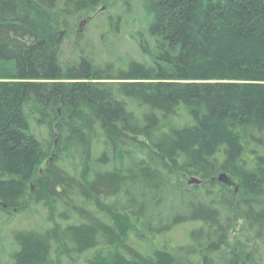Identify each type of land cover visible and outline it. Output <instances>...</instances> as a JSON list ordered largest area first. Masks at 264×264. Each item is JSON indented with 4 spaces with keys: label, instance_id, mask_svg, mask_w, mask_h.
Instances as JSON below:
<instances>
[{
    "label": "trees",
    "instance_id": "16d2710c",
    "mask_svg": "<svg viewBox=\"0 0 264 264\" xmlns=\"http://www.w3.org/2000/svg\"><path fill=\"white\" fill-rule=\"evenodd\" d=\"M109 1L0 0V212L31 222L3 255L264 264V0H143L148 59L65 58Z\"/></svg>",
    "mask_w": 264,
    "mask_h": 264
},
{
    "label": "rangeland",
    "instance_id": "374dc122",
    "mask_svg": "<svg viewBox=\"0 0 264 264\" xmlns=\"http://www.w3.org/2000/svg\"><path fill=\"white\" fill-rule=\"evenodd\" d=\"M81 16L82 17L76 20V24L73 28L74 31L79 30L81 35L71 33L66 38L63 45V56L65 58L76 56V49L82 46H84L86 50H94L96 55L108 57V53H110L107 47L108 44L112 47L114 46L113 51L111 50L112 52H116L115 54L117 56H121L124 59L130 57L148 59V55L141 52L139 36L141 34H148L147 28L153 14L147 11L143 4V0H110L107 3L99 5L96 11ZM106 16H112L114 20H118L117 16L122 17L119 22L120 26L116 27L119 35L113 36L114 31L107 32L105 46L103 44L104 41H102L103 37L101 38V33H104L108 29ZM103 24L105 25L103 26ZM114 41L115 43H113ZM230 180L231 179L228 177L227 181ZM32 186H35L34 182ZM8 220L9 218H6V215L0 212V256L3 258L4 262L11 264L9 256L3 255L5 251L4 248L13 242L14 228L30 227L31 222L27 218L23 219V217H21V219L16 217V219L7 222ZM187 231H189L188 226L181 231L178 229L177 237H185V235L188 234ZM237 231L238 226L231 230V236H234ZM80 264L84 263L80 262Z\"/></svg>",
    "mask_w": 264,
    "mask_h": 264
},
{
    "label": "water",
    "instance_id": "95a60500",
    "mask_svg": "<svg viewBox=\"0 0 264 264\" xmlns=\"http://www.w3.org/2000/svg\"><path fill=\"white\" fill-rule=\"evenodd\" d=\"M219 179H220V180H223V181H227V180H228V176H227L226 173L222 172V173H220V175H219Z\"/></svg>",
    "mask_w": 264,
    "mask_h": 264
}]
</instances>
